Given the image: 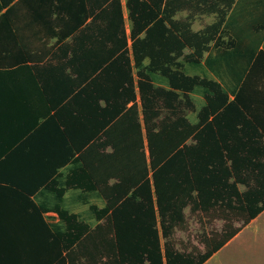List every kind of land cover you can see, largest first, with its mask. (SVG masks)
Instances as JSON below:
<instances>
[{
    "label": "trees",
    "instance_id": "trees-1",
    "mask_svg": "<svg viewBox=\"0 0 264 264\" xmlns=\"http://www.w3.org/2000/svg\"><path fill=\"white\" fill-rule=\"evenodd\" d=\"M182 8L217 18L194 30L174 16ZM22 24L71 34L82 85L65 182L103 204L88 205V220L59 209L63 224L50 223L34 187L0 164V264H201L264 208V88L239 84L264 72V0H0L1 49L22 41ZM188 202L240 223L183 252L172 234Z\"/></svg>",
    "mask_w": 264,
    "mask_h": 264
},
{
    "label": "crops",
    "instance_id": "crops-1",
    "mask_svg": "<svg viewBox=\"0 0 264 264\" xmlns=\"http://www.w3.org/2000/svg\"><path fill=\"white\" fill-rule=\"evenodd\" d=\"M24 26L20 25L25 36L11 43L12 51L1 49L0 44V150L5 151L1 152V173L14 174L25 186H33L34 201L47 207L44 218L63 224L58 210L76 211L71 205L88 198L65 182L71 164L65 137H70L73 95L82 85L73 77L77 71L81 75L82 66L72 54L71 34L34 35ZM223 77L224 88L230 90V77ZM239 84L247 91L263 89L264 72L246 71ZM249 228L256 237L264 233V208L201 264L220 256L223 250L229 252V242Z\"/></svg>",
    "mask_w": 264,
    "mask_h": 264
},
{
    "label": "rangeland",
    "instance_id": "rangeland-1",
    "mask_svg": "<svg viewBox=\"0 0 264 264\" xmlns=\"http://www.w3.org/2000/svg\"><path fill=\"white\" fill-rule=\"evenodd\" d=\"M124 5V0H121ZM125 12V25L128 30L129 22L126 18ZM176 18L191 20V27L194 30L202 31L205 25L213 22L217 18L215 12H202L195 8H182L176 11ZM221 28L216 33V37L226 40L227 30ZM184 51H188V48H184ZM199 74H205L204 71H199ZM209 76V74H207ZM210 76H212L210 74ZM213 77V76H212ZM157 83L165 84L160 79H157ZM192 100L194 101L196 109L202 103V96L199 93H191ZM186 115L192 121L196 120V110H187ZM241 187H244L243 185ZM90 203L101 205V199L98 197L82 198L80 203L71 205L73 210L79 212L83 218H88V205ZM184 221L175 227L172 234L173 243L175 247L183 252H195L201 251L204 248L203 236L211 234L216 231H220L225 223L229 222L230 226L239 225L240 219L233 214L226 216L221 215L216 209L209 208L203 210L192 206L191 202L183 208ZM94 222V219H91ZM249 222V221H248ZM247 224V223H246ZM244 224V225H246ZM242 225L237 232L244 226ZM251 234V236H250ZM230 251L225 250L220 252V256H215L205 264H264V233L261 232L257 237L252 232V229L243 230L240 236L234 238L229 242ZM103 260V259H102ZM103 264H106L105 258Z\"/></svg>",
    "mask_w": 264,
    "mask_h": 264
}]
</instances>
